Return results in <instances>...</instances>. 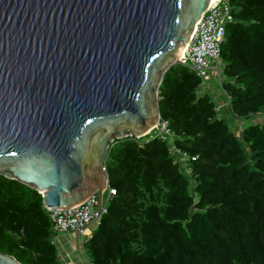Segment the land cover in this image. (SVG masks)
Wrapping results in <instances>:
<instances>
[{"label":"trees","instance_id":"16d2710c","mask_svg":"<svg viewBox=\"0 0 264 264\" xmlns=\"http://www.w3.org/2000/svg\"><path fill=\"white\" fill-rule=\"evenodd\" d=\"M226 4L222 101L188 66L166 71L158 106L170 135L109 147L106 210L82 242L89 264H264V123L250 122L264 118V0ZM235 119L248 122L239 134ZM54 236L41 194L0 174V252L68 264Z\"/></svg>","mask_w":264,"mask_h":264},{"label":"water","instance_id":"95a60500","mask_svg":"<svg viewBox=\"0 0 264 264\" xmlns=\"http://www.w3.org/2000/svg\"><path fill=\"white\" fill-rule=\"evenodd\" d=\"M210 2L0 0V174L47 209L101 204L109 147L156 126L162 78Z\"/></svg>","mask_w":264,"mask_h":264},{"label":"built area","instance_id":"2783aa9c","mask_svg":"<svg viewBox=\"0 0 264 264\" xmlns=\"http://www.w3.org/2000/svg\"><path fill=\"white\" fill-rule=\"evenodd\" d=\"M229 11L226 0H215L210 3L196 23L186 50L178 62L188 66L196 75L204 78L207 84L209 70L214 72L215 77H219L220 75V50L226 32V23L231 20ZM146 135H151L150 138L156 136L162 140H166L170 135L167 121L159 117L156 126L147 134L141 136V141L148 139L143 138ZM169 149L179 154V161L188 159L187 154L175 148L172 143ZM191 158L195 159V157ZM113 192L111 190V193ZM105 210L103 197L101 204H99L97 194L89 200L68 209L57 207L48 209L53 223V232H55L53 242L56 243L58 237L66 233L77 235L81 239V242H83L84 236H91V232H85L87 227L92 223H97Z\"/></svg>","mask_w":264,"mask_h":264},{"label":"crops","instance_id":"0c3cea01","mask_svg":"<svg viewBox=\"0 0 264 264\" xmlns=\"http://www.w3.org/2000/svg\"><path fill=\"white\" fill-rule=\"evenodd\" d=\"M95 226L96 223L89 225L86 229V232H92V229H94ZM77 238L78 236L72 233L60 235L56 242L58 249H62V251H64V253L60 255L61 257H65V260L68 262V264H88L86 262L88 261L87 258L83 256L78 249L79 240H77ZM75 252H78V255L74 254Z\"/></svg>","mask_w":264,"mask_h":264},{"label":"rangeland","instance_id":"374dc122","mask_svg":"<svg viewBox=\"0 0 264 264\" xmlns=\"http://www.w3.org/2000/svg\"><path fill=\"white\" fill-rule=\"evenodd\" d=\"M208 87L209 88H207L206 90L209 92V93H212V94H216L217 96H215V99L218 101V102H221L222 100H220V94H219V90H218V88H217V85H218V80H217V78L214 76V72L212 71V70H209V79H208ZM206 85H203V87H205ZM200 92L201 93H203V92H205V90L204 89H201L200 90ZM207 92V93H208ZM214 97V96H213ZM236 121H235V123H237V126H238V128H236L237 129V131H236V134H239V132H240V129H239V126L242 124V125H246V124H248V122H246V121H241V122H239V121H237V119H235ZM250 122H252V123H264V118L262 117V116H257V117H253V119H251V121ZM86 232V231H85ZM71 234V233H70ZM77 240H79L78 241V249H79V251H80V253L83 255V256H85L84 255V253H83V249H82V242H81V239L78 237L77 238ZM57 244V243H56ZM58 246V245H57ZM59 251V255L60 254H63L64 253V251H62V249H59L58 250ZM74 254H77L78 255V252H75ZM60 258L61 259H64L65 260V257H61V255H60ZM87 263H88V261H86ZM89 264V263H88Z\"/></svg>","mask_w":264,"mask_h":264},{"label":"bare ground","instance_id":"6f19581e","mask_svg":"<svg viewBox=\"0 0 264 264\" xmlns=\"http://www.w3.org/2000/svg\"><path fill=\"white\" fill-rule=\"evenodd\" d=\"M215 0H211V2L210 3H212V2H214ZM194 32V31H193ZM185 50H186V46H183L182 47V49H181V58H182V55H183V53L185 52Z\"/></svg>","mask_w":264,"mask_h":264}]
</instances>
